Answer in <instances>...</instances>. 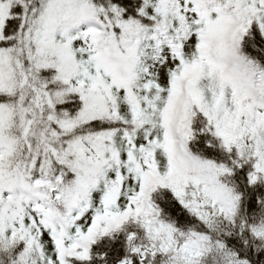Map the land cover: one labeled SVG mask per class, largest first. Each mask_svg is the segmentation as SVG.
Here are the masks:
<instances>
[{
  "label": "snow or ice",
  "instance_id": "6c2138e0",
  "mask_svg": "<svg viewBox=\"0 0 264 264\" xmlns=\"http://www.w3.org/2000/svg\"><path fill=\"white\" fill-rule=\"evenodd\" d=\"M239 169L264 184V0H0V264H109L120 232L116 264H264Z\"/></svg>",
  "mask_w": 264,
  "mask_h": 264
},
{
  "label": "trees",
  "instance_id": "16d2710c",
  "mask_svg": "<svg viewBox=\"0 0 264 264\" xmlns=\"http://www.w3.org/2000/svg\"><path fill=\"white\" fill-rule=\"evenodd\" d=\"M247 51L253 52V49L248 47ZM189 146L195 154H201L204 158L213 159L217 162H220L224 158L219 148H209L207 146L203 134L199 135L195 141L190 142ZM232 181L238 190L244 193L243 208L246 215L251 218L259 211L260 204L264 201V184L249 187L247 185L245 169L236 170L233 174ZM152 198L154 203L160 208L163 218L175 222L178 227L192 222V218L187 211L183 209L167 189L158 190L156 193H153ZM125 244V233L120 232L114 234L112 238H102L93 246V252L97 255L101 253L106 254L105 258L109 261V264H116V261L125 254ZM73 264H80V262L73 261ZM91 264H98V262L94 258Z\"/></svg>",
  "mask_w": 264,
  "mask_h": 264
},
{
  "label": "rangeland",
  "instance_id": "374dc122",
  "mask_svg": "<svg viewBox=\"0 0 264 264\" xmlns=\"http://www.w3.org/2000/svg\"><path fill=\"white\" fill-rule=\"evenodd\" d=\"M263 203H264V201H263Z\"/></svg>",
  "mask_w": 264,
  "mask_h": 264
}]
</instances>
